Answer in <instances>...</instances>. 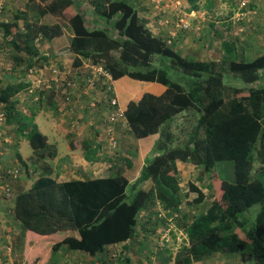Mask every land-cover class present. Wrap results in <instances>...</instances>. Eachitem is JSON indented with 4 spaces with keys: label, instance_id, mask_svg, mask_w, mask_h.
Segmentation results:
<instances>
[{
    "label": "trees",
    "instance_id": "1",
    "mask_svg": "<svg viewBox=\"0 0 264 264\" xmlns=\"http://www.w3.org/2000/svg\"><path fill=\"white\" fill-rule=\"evenodd\" d=\"M84 1L94 7L97 18L105 20L108 27L92 24L87 12L82 11ZM200 1L188 0L192 9H198ZM41 2L46 4L40 9L37 4L33 17L26 9L11 20L0 21V33L14 50L18 65L27 63V71H31L35 63H47L55 57L62 68V56L44 54L38 42L60 37L70 27L71 49L77 54L75 66L87 58L102 63L116 80L129 76L162 81L167 89L160 95L145 92L140 99L127 103L125 115L134 137L160 133L140 177L130 188L123 169L106 178L64 183L42 176L32 188L16 195L14 218L30 232L44 236L43 245L51 255L66 245L94 256L107 245L136 234L148 200L159 198L178 219L181 186L178 178L169 174L170 165L175 161L191 162L206 171L215 197L211 207L191 220L182 214L189 246L183 248L184 255L176 263L193 264L215 254H242L251 258L253 264H264V174H253L256 159L264 160V54L252 61L226 59V68L221 61L189 60L176 49L175 42L151 31L138 4L131 0ZM210 3L205 4L209 10ZM251 7L259 8L253 4ZM256 10H260V15L262 9ZM46 14L56 20L41 21ZM223 23V29L229 31V24ZM222 43L226 51L236 49L235 41L224 39ZM227 67L237 75L227 74ZM169 68L185 70L191 85L171 80ZM50 84L51 88H39L52 100L57 83L52 78ZM107 86L103 88L106 90ZM6 89L0 92V112H5L6 123L14 124L16 131H26L34 150L46 148L48 137L38 130L32 116L18 110L17 101L12 99L18 90L10 86ZM110 92H115V88ZM71 145L75 147L73 141ZM82 148L89 160L100 158V146L90 139L82 142ZM220 161L232 163V181L213 172ZM127 165L130 167L132 161L127 160ZM150 178L157 185L156 193L155 188L142 187ZM189 187L192 191L199 188L194 182ZM256 205L260 210L250 224L244 214ZM170 218V213L151 208L146 223L151 220L155 228L169 224ZM70 229H78L80 238L63 237V232Z\"/></svg>",
    "mask_w": 264,
    "mask_h": 264
},
{
    "label": "crops",
    "instance_id": "2",
    "mask_svg": "<svg viewBox=\"0 0 264 264\" xmlns=\"http://www.w3.org/2000/svg\"><path fill=\"white\" fill-rule=\"evenodd\" d=\"M7 1L8 0H6V7L3 9V13L8 8ZM133 2L135 1L133 0ZM139 2H141V0H139ZM210 2L212 5L215 4V0H202V2H199L201 6H199L198 9H193V11L204 13V17L205 15L207 16V13L210 14V10L205 7V4H209ZM135 3L137 4V2ZM260 3H262L260 0H255L253 6H257ZM84 4H89V2L84 1L83 5ZM163 5L166 11L158 10L153 0H147L146 2L143 0L142 6L138 4L137 8L144 19L145 16H151L152 14L155 18L156 15L165 17L164 19H169V22L171 21V17L179 16L184 11L182 8H177V5L174 4L172 0H164ZM86 9L87 10H83L82 8V11L87 12L85 14L91 19L92 24L97 25L99 18L96 16L94 7L90 5V8ZM21 12L15 13L14 17ZM143 12H146V14H143ZM201 13L199 14L201 15ZM217 14L219 13L217 12ZM145 20L147 26L154 34L162 36L164 40L167 39V37L171 39L175 42L176 49L181 52L184 58L186 57L189 60L219 62L225 59H237V61H240V56L243 61H252L264 54V25L261 17H256L253 20V24L255 25L253 27L261 26V28L251 36L250 39H252V41L248 42L246 35L241 36L240 38L243 39H238L241 41L237 42V40H235L236 49L234 51H226L222 43L224 38L225 40L231 41L230 33L227 37L218 35L217 27H221L222 29L225 28L223 27L225 26L224 23H222L223 21L210 20V28L204 33L208 35V40L204 42L201 39L205 44H202L200 47L197 44V47H194L192 45V39L189 40L188 38V35L191 33L180 29L170 31V34H168L166 32L167 27L163 28L159 26L156 28L153 25H148L149 21L147 19ZM2 21H5V19ZM41 21H43V19H41ZM162 23H164V25L168 24L165 22ZM171 34L172 36L170 37ZM1 37L3 39L2 35ZM71 37V28H66L62 36L47 41L44 50L41 49L44 54L48 55L53 52L52 54H56L58 57L62 56L63 64L60 69L65 68V72L62 74L61 78L60 76L56 77L54 75L52 64L35 63L34 66L36 65V67H33L31 72L27 71V63L18 65V60L16 59L15 65L24 69V73L22 71L20 74H9L7 77H5V75H0V92L2 90H8L6 88L9 86L15 88L16 91L18 90L12 98L17 101L16 105L18 110L32 116V118H34L33 123L37 125L38 130L48 137V145L42 150H34L32 148L29 140L26 138V131L22 133L18 130L16 131V133L18 132L17 134H7V136H3L0 140V149H2L3 145L5 147V152H0V172L5 181L4 185H9L10 183L13 191L11 196L12 199L9 198L11 207L4 210V208L1 209L0 205V258L3 264H108V260H106L107 251H105V249L113 244L107 245L103 252L94 256L82 250L70 249L66 245L51 255V253L45 250L46 246L43 245V240H45V238H43L44 236L35 232H30L14 218L13 209L16 195L21 191L32 188L42 176L50 177L56 180L57 183H64L73 180L106 178L113 176L117 171L123 169H115L114 166L112 168L111 164L104 161L106 160V154L111 150L120 155V140L116 135L119 125L127 127L129 133L131 127L126 119V115L124 118H119L114 121L110 119L111 114L115 110L110 104L112 92L103 88L105 85L101 80L103 77L100 79L101 84L97 82V73L94 72L97 66H103L104 68L105 66L102 63H95L87 58H82L79 66L74 65L77 54L71 49ZM218 42L219 46L217 45ZM190 48L196 54L186 51ZM50 59H54L58 63V58L54 57ZM169 63L170 61L167 60L165 65L168 67ZM43 67H45L47 69L46 72L49 73V77L47 78H43L39 75V71H44L42 70ZM55 67H58V65ZM169 69L171 71H168V76L171 77V80H175L187 87L191 85L192 81L189 78L190 76L183 73L185 70L179 69L174 71L172 68ZM34 71L37 73L32 74ZM40 76L44 79L43 81L40 79ZM52 78L54 82L57 83V86L53 89L54 96L51 100L48 99V93L41 90L39 87L44 83V86L47 88ZM57 78L60 80L56 81ZM90 78L94 79V84L89 83ZM114 80L115 95L119 99L120 106L124 110H126L127 103L130 100L140 99L145 92L160 95L167 89L166 84L161 80V82L143 81L132 79L129 76H123ZM188 80H190V82ZM261 82L264 83V78H262ZM32 92L34 93L31 94ZM44 102H48V104L45 105ZM75 108L81 118V126L76 128L70 125V123L75 121V116L77 114L75 113ZM66 111H68L69 114L64 116ZM60 114L62 116L61 118L64 117L63 122H57L52 118V115L54 118H58ZM71 128L75 129L71 130ZM12 129H15V125H12ZM159 138L160 133L150 134L141 138H136L134 135L132 136L133 142H136L138 145L137 151L135 150V155L133 157L127 155L132 159L128 158V160L132 161V165L130 167H128V165L123 166L124 169L122 170V174L129 181L128 188L140 177L146 157L152 152ZM87 139H90L95 145L100 146L99 159L89 160L85 156L82 142ZM72 141L75 143V147L71 145ZM9 148L13 151L15 161L14 159L8 158ZM1 160H3L4 164ZM108 166L110 167L107 168ZM119 166L122 165L119 164ZM12 169L19 170L18 175L14 178H12L13 175L8 173V170ZM2 170L5 171L2 173ZM169 174H174L178 178L179 185L181 186L178 193L181 199V203H179L180 210L183 209V206H185V203L188 201L193 204H200V207H202L200 213H204L208 207L212 206L215 195L212 188H210L209 176L203 181L202 175L206 176V171L201 167L191 162L175 161L174 164L171 163L170 165ZM253 174H260L261 176L264 174V160L261 161L258 158L256 159ZM181 179L182 181L180 182ZM185 179L194 182L199 188L195 191L190 190V188H183V184L187 182ZM142 187L145 190L155 188V193L157 190V185L151 178L147 180ZM187 191H189L190 194H194L191 200L188 198L190 194H184ZM157 204L159 206L158 209L164 214L171 213V219H173L174 214L171 212L172 210L165 208V205H163L159 198L157 199ZM151 208L152 203L148 200L147 208L144 214L142 213L141 217L149 218ZM141 217L137 224V231L138 228L144 231ZM161 230H163V228ZM161 232L163 233H158L159 235L157 237H153L151 234L154 233L151 232L150 234L149 231L136 232L132 238L118 242L121 248L116 250L113 254L120 257L126 252L124 256L126 257L127 264H161V260L166 262L164 258L165 255L162 256V254H169V251L165 250L166 247H164V249L155 250L150 246L148 247V245L147 248H141L140 244L144 238L151 237V239L159 240L160 237L164 238L165 232L169 234L168 230ZM171 235L170 233L168 237H171ZM65 236L80 238L79 230H67L63 232V237ZM148 240H150V238ZM118 243L114 244L118 245ZM229 255L232 254H215L213 258H211V256L202 260L193 261V264H236V260L229 261ZM240 255L244 258L246 257L242 254ZM171 259L175 260L174 256H172ZM237 264H253V262L246 263L240 257L237 260Z\"/></svg>",
    "mask_w": 264,
    "mask_h": 264
},
{
    "label": "rangeland",
    "instance_id": "3",
    "mask_svg": "<svg viewBox=\"0 0 264 264\" xmlns=\"http://www.w3.org/2000/svg\"><path fill=\"white\" fill-rule=\"evenodd\" d=\"M131 1H133V0H131ZM134 1L137 2V4H139L141 6L143 4V0H141V2H139V0H134ZM146 1L147 0H145V2ZM85 2H88V1H85ZM176 2L179 6H182L181 8L184 11L179 16L171 17V22L168 23L167 25H164V23H162V22H165V19H164L165 17H161L160 15H156V18H155V16H152V14H151V16L150 15L145 16V19H147L149 21L148 25L149 24L153 25L156 28H158L159 26H161L163 28L167 27L166 32L168 34H170V31L180 30L181 27H184L185 28L184 31L191 33L188 35V38H189V40L192 39V45L194 47H197V44L200 47L202 44H205V43H203V41L206 42L208 40V35L204 34V33L207 32V30L210 28V25H209L210 20L221 21L224 18H226L227 16H230L231 22H230V24L228 22L229 25L227 26L229 31H225L221 27H217L218 28V35L227 37L230 33L231 41L237 40V42L241 41L238 39L244 35H246L248 42L252 41V39H250L251 36L254 35V32H256L257 30H259L261 28V26L260 27H253V26H255L254 24L253 25L252 24H246V22H243V21L236 22V23L232 22L231 16H233L234 13L238 11L239 4H240L241 0H215V4H213L211 6L212 9H210V14L207 13V16L205 15V17H204V13H201L198 11H193L191 4H189L188 0H176ZM200 2H202V0ZM250 2L253 4L255 2V0H250ZM37 4H40L38 6V9H40L42 6H44L46 4V2L42 3L41 0H8L7 1L8 8L4 12V19L5 20H11L14 18L15 13L21 12L25 9H28L29 16L33 17V15L36 13ZM81 6H82L83 10H87L86 8H90V4H86V5L82 4ZM199 6H201V3H199ZM217 12L219 14H217ZM199 13H201V15ZM143 14H146V12H143ZM41 19H43V21H46V22H54V20H56V18L50 14H46L45 17L40 18V20ZM181 19H184V22ZM185 24L188 25V27H185ZM226 25H227V23H226ZM97 26L108 27V24L105 20L99 19ZM171 36H172V34H171ZM3 39H2L1 33H0V75H5V77H7V75H9V74H15V73L20 74V73H22V71L24 73V71H25L24 69H21L20 66L15 65V58H14L15 52H14V50L6 43L5 39L4 40ZM196 39H197V41H196ZM201 39L203 41H201ZM240 39H243V38H240ZM45 43L46 42H38V46L42 50H44ZM217 45L219 46V42L217 43ZM186 51L194 53V51L191 48L189 50H186ZM115 54H116V56H118L117 52ZM194 54H196V53H194ZM254 55H255V53H254ZM50 58H53V57H50ZM118 60L119 59H116V61H118ZM228 60H231V59H228ZM228 60H226V59L223 61L221 60V63H223L225 68L227 66ZM239 60H241L240 56H239ZM118 62H120V60ZM38 63L44 64L46 62L42 61V62H38ZM47 63L52 64L53 70H54L53 71L54 75L56 77L60 76V78H61L62 74L65 72V68L60 69L58 67H55V66H57V64H56L57 62L54 59H49L47 61ZM218 63L220 64V62H218ZM38 65H40V64H38ZM26 68H28V67H26ZM42 70H44V71H39V75H41L43 78L49 77V73L46 72L47 69L45 67H43ZM226 72L229 75L230 74L231 75H237L236 73H233L230 70V67H227ZM36 73L37 72L34 71L32 74H36ZM41 76H40V79L43 81L44 79H42ZM236 83H238V80ZM41 86L45 87L44 83L41 84ZM33 93L34 92H32L31 94H33ZM47 104H48V102L45 105H47ZM0 108H1V105H0ZM1 113L4 114V116L2 117V119H0V126H1V128H0V140L3 138V136H5V135L7 136V134L8 135H15L18 133V132L16 133L15 129H12V125H14V124L6 123L5 112L1 111L0 115H1ZM75 113H77L76 108H75ZM67 114H69L68 111H66L64 113V116H66ZM61 117H62L61 114L58 118H56V117L54 118L52 115V118L57 122H63L64 117L63 118H61ZM70 125H71V127H75V128L81 126V118H80L79 113L76 114L75 121L70 123ZM75 128H71V130L75 129ZM116 135L119 137V140H120L119 141L120 142V148H121L120 152H119L120 155H118L116 152L111 150L106 154L107 156L105 157L106 160L104 162H108L109 164H111L112 168L114 166L115 169H117V168H123L124 169L123 166H127L126 162L129 158L127 155L133 157L135 155V150L137 151L138 145L136 144V142H133L134 141V140H132L133 135H132L131 131H130V133L128 132V129L125 126L119 125V128L117 129ZM2 151L5 152L4 145L2 146V149H0V152H2ZM127 152H129V153H127ZM4 155H5V153H4ZM8 158L12 159V160L14 159V161H15L13 151L10 148H9V152H8ZM129 159H131V158H129ZM1 162L4 164L3 160H1ZM119 164L122 166H119ZM109 167L110 166H108L107 168H109ZM214 172H216L221 179L229 180V181L233 180L234 172H233V165L231 162H228V161L218 162L216 164ZM0 174H1V172H0ZM202 176H203V178H202L203 181L206 179V177H208L207 175L206 176L202 175ZM12 178H14V177H12ZM12 180H14V179H12ZM187 180L188 179H185V181H187ZM181 181H182V179L180 180V182ZM3 183H5V181L2 178L0 181V188H2ZM189 183H191V181H187L184 184L182 183L183 188H190ZM10 186H11V184H10ZM11 188H12V186H11ZM188 194H190V192ZM192 195H194V194L191 193L188 196L189 200H191L193 198ZM10 199H12V198L10 197ZM10 199L7 198V199L0 200L1 209L4 208V210H5V209L11 207ZM154 200L151 201L152 208H154L156 206L154 209H158L159 206L157 204V199H154ZM259 210H260V206L256 205L244 214V217L249 220L250 224L254 223V220H255ZM201 211H202V207H200V204H193V203H190V201H188L187 203H185V206H183V209H181L179 211L180 213H179L178 219H175V218L171 219L170 218L171 222H169V224H159L155 228H154V224L151 222V220L150 221L147 220V223H146V218H143L140 216L141 222H143L144 231H142L140 228H138L137 232H148L149 231L150 234H151V232L154 233V234H151V235H153V237H157L159 235L158 233L161 234V233H163L161 231H166V230H168L169 234L170 233L172 234L171 237L170 236L168 237L169 234H167L165 232L164 238L160 237L159 240L151 239V237H149L150 240H148L149 238H144V240H142L140 242L141 248H147V245H148V247L150 246L151 248H153L155 250L164 249V247H166L165 250H168L169 254L171 252L172 253L170 255L169 254H162V256L165 255L164 258H165L167 263L164 260H161V264H177L176 263L177 258L180 255H184L183 248H186L189 246V239H188V236H187L185 229H184L183 217H181V216L183 213H185L188 220H191L195 215L199 214ZM170 215H171V213H170ZM144 224H145V226H144ZM178 225H182L183 228H179ZM162 228H163V230H161ZM171 228L173 231L171 230ZM52 241L53 240H51V242ZM119 248H121L119 243H118V245L113 244L112 246L106 247V249H107V250L105 249V251H107L106 260H108V264H127L126 257L124 256V254L126 252H124L120 257H117L116 254H113ZM172 256H174L175 260L171 259ZM240 257L246 263L252 262L251 258H249L247 256L244 258L240 254L229 255V261L231 262L232 260H236L235 263L237 264V260ZM211 258H213V256ZM146 259H147V257H146ZM155 259H158V258H155ZM217 264H220V263H217Z\"/></svg>",
    "mask_w": 264,
    "mask_h": 264
},
{
    "label": "built area",
    "instance_id": "4",
    "mask_svg": "<svg viewBox=\"0 0 264 264\" xmlns=\"http://www.w3.org/2000/svg\"><path fill=\"white\" fill-rule=\"evenodd\" d=\"M153 1L155 2V4H156L155 7L158 10L166 11L164 8V5H163L164 0H153ZM172 1L174 4L177 5L176 6L177 8L182 7V6H179L177 4L176 0H172ZM260 1L262 3L258 4L257 6L259 8H256V9H262V12L260 15H258L260 10L253 9L251 7L250 0H241V2L239 4L238 11L235 12L233 16H231L233 22L236 23V22L243 21V22H246V24H252L253 20L256 17H261L262 23L264 25V0H260ZM161 2H162V4H161ZM5 3H6V0H0V21H2L4 19L3 9H4V7H6ZM181 20L184 22V19H181ZM230 21H231L230 16H229V18H227V21L225 19L223 20V22H226L227 24ZM221 22H222V20H221ZM165 23H169V19H165ZM185 27H188V25L185 24ZM31 72H32V70H31ZM94 72L97 73V82H100L101 77H103L101 80L103 81L104 84L108 85L107 91H110L114 88V81L115 80L113 78V75L107 69H105L103 66H97L95 68ZM59 80H60L59 78L56 79V81H59ZM89 83L94 84V79L90 78ZM99 84H101V82ZM47 87L51 88V84L49 83ZM110 104H111V107L115 109L114 112L110 116V119L112 121L125 117V110L120 106L119 100L116 97L115 92L112 93V96L110 98ZM3 116H4V114L1 113L0 119H2ZM4 171L5 170H2V173ZM8 173L13 175V177H16L19 173V170L18 169L8 170ZM1 179H2V174H0V181H1ZM12 192L13 191H12V188L10 187V183H9V185H4V183H3L2 188H0V200L10 198L12 196ZM0 264H1V258H0Z\"/></svg>",
    "mask_w": 264,
    "mask_h": 264
},
{
    "label": "clouds",
    "instance_id": "5",
    "mask_svg": "<svg viewBox=\"0 0 264 264\" xmlns=\"http://www.w3.org/2000/svg\"><path fill=\"white\" fill-rule=\"evenodd\" d=\"M222 23H223V22H222ZM240 61H241V60H240ZM118 100H119V99H118ZM119 104H120V103H119ZM144 211H145V210L142 211L143 214H144ZM142 213H141V214H142ZM140 216H141V215H140ZM1 264H3V263H2V259H1Z\"/></svg>",
    "mask_w": 264,
    "mask_h": 264
}]
</instances>
